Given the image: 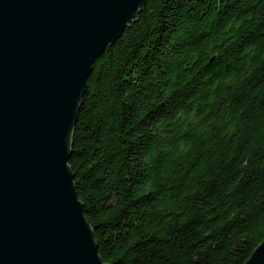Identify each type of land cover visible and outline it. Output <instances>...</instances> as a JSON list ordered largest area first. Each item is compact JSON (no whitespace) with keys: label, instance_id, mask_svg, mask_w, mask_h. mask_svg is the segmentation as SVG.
<instances>
[{"label":"trees","instance_id":"obj_1","mask_svg":"<svg viewBox=\"0 0 264 264\" xmlns=\"http://www.w3.org/2000/svg\"><path fill=\"white\" fill-rule=\"evenodd\" d=\"M70 168L106 264H245L264 241V0H148L96 60Z\"/></svg>","mask_w":264,"mask_h":264},{"label":"water","instance_id":"obj_2","mask_svg":"<svg viewBox=\"0 0 264 264\" xmlns=\"http://www.w3.org/2000/svg\"><path fill=\"white\" fill-rule=\"evenodd\" d=\"M147 1L0 0V264H106L72 141L93 65Z\"/></svg>","mask_w":264,"mask_h":264}]
</instances>
